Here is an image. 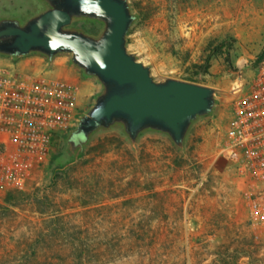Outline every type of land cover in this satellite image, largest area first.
Wrapping results in <instances>:
<instances>
[{"label": "rangeland", "instance_id": "1", "mask_svg": "<svg viewBox=\"0 0 264 264\" xmlns=\"http://www.w3.org/2000/svg\"><path fill=\"white\" fill-rule=\"evenodd\" d=\"M128 1V50L155 79L212 85L215 106L193 122L182 150L153 131L132 145L115 126L95 132L76 156L68 130L22 188L0 187V264H264V226L253 223L242 183L217 154L233 89L261 60L264 0ZM44 10L37 0H0V17L21 24ZM87 21L71 27L97 34L101 23L92 33ZM224 40L231 47L213 54Z\"/></svg>", "mask_w": 264, "mask_h": 264}, {"label": "water", "instance_id": "2", "mask_svg": "<svg viewBox=\"0 0 264 264\" xmlns=\"http://www.w3.org/2000/svg\"><path fill=\"white\" fill-rule=\"evenodd\" d=\"M45 10L21 24L17 18L0 17V55L39 54L52 59L61 53L84 74L94 77L101 90L90 108L80 115L68 135V151L76 156L99 130L121 127L135 145L146 131L167 135L180 150L198 118L210 114L217 90L175 78L155 79L150 66L127 47L134 20L128 0H37ZM101 23L88 34L71 27L74 19ZM73 135H80L76 144Z\"/></svg>", "mask_w": 264, "mask_h": 264}, {"label": "built area", "instance_id": "3", "mask_svg": "<svg viewBox=\"0 0 264 264\" xmlns=\"http://www.w3.org/2000/svg\"><path fill=\"white\" fill-rule=\"evenodd\" d=\"M233 90L230 120L218 130V156L242 183L253 223L264 226V58ZM82 114L78 88L65 81L0 71V187L22 188L34 162Z\"/></svg>", "mask_w": 264, "mask_h": 264}, {"label": "crops", "instance_id": "4", "mask_svg": "<svg viewBox=\"0 0 264 264\" xmlns=\"http://www.w3.org/2000/svg\"><path fill=\"white\" fill-rule=\"evenodd\" d=\"M2 69L32 77H43L44 72L56 69V75L46 79L61 80L75 85L78 88V100L82 108L89 104L90 99L100 88L99 84L79 73L74 65L67 63L60 55L52 59H45L35 53L17 57L0 55V70ZM207 86L212 87V85ZM229 118L223 120L224 125L229 124Z\"/></svg>", "mask_w": 264, "mask_h": 264}, {"label": "trees", "instance_id": "5", "mask_svg": "<svg viewBox=\"0 0 264 264\" xmlns=\"http://www.w3.org/2000/svg\"><path fill=\"white\" fill-rule=\"evenodd\" d=\"M87 22H88V23H86V28H88L92 33H96V32H98V30H99V23H98L97 21H87ZM230 47H231V43L228 42V41H226V40H224V41L218 43V45H216V46L213 48V54H217V53H219V52H222V49H223V48H228V49H229ZM213 54H212V55H213ZM212 55H208V56L206 57V60H205L204 65H201V66H200V69H201V71H202L203 73L207 72V69H208V67H209V66H208V65H209V61H210ZM14 57H15V56H14ZM258 58H259V59L264 58V50L262 51V53L259 55ZM226 60L229 61L227 57H226ZM210 114H211V113H210ZM208 115H209V114H208ZM70 130H72V128H71Z\"/></svg>", "mask_w": 264, "mask_h": 264}, {"label": "flooded vegetation", "instance_id": "6", "mask_svg": "<svg viewBox=\"0 0 264 264\" xmlns=\"http://www.w3.org/2000/svg\"><path fill=\"white\" fill-rule=\"evenodd\" d=\"M68 139V137H67ZM70 139H73L76 144H78L81 141V136L80 135H73L70 137ZM75 150H79V146L75 147Z\"/></svg>", "mask_w": 264, "mask_h": 264}]
</instances>
